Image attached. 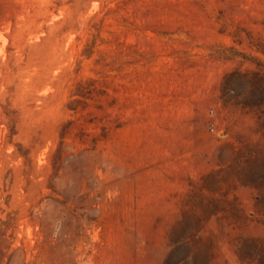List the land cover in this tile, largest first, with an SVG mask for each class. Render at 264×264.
Instances as JSON below:
<instances>
[{
	"label": "rangeland",
	"instance_id": "obj_1",
	"mask_svg": "<svg viewBox=\"0 0 264 264\" xmlns=\"http://www.w3.org/2000/svg\"><path fill=\"white\" fill-rule=\"evenodd\" d=\"M0 264H264V0H0Z\"/></svg>",
	"mask_w": 264,
	"mask_h": 264
},
{
	"label": "built area",
	"instance_id": "obj_2",
	"mask_svg": "<svg viewBox=\"0 0 264 264\" xmlns=\"http://www.w3.org/2000/svg\"><path fill=\"white\" fill-rule=\"evenodd\" d=\"M214 130V129H213Z\"/></svg>",
	"mask_w": 264,
	"mask_h": 264
}]
</instances>
